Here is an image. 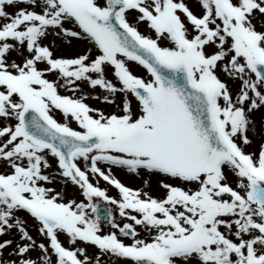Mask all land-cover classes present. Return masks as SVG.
<instances>
[{
    "label": "snow or ice",
    "instance_id": "1",
    "mask_svg": "<svg viewBox=\"0 0 264 264\" xmlns=\"http://www.w3.org/2000/svg\"><path fill=\"white\" fill-rule=\"evenodd\" d=\"M195 8L0 0V264H264V0Z\"/></svg>",
    "mask_w": 264,
    "mask_h": 264
},
{
    "label": "rangeland",
    "instance_id": "2",
    "mask_svg": "<svg viewBox=\"0 0 264 264\" xmlns=\"http://www.w3.org/2000/svg\"><path fill=\"white\" fill-rule=\"evenodd\" d=\"M185 2L193 9V11H196V8H195V0H185ZM19 6L20 7H23L24 5H19ZM6 11L9 12V13H11V12H14L15 9L13 7H6ZM2 22L3 21L0 20V23H2ZM141 30H143V28ZM52 39H53L52 37H49V40L48 41H45V43H49ZM56 43L59 44V41L57 40ZM56 54L57 55H60V54L70 55V52L67 51V50H64L63 52L57 51ZM133 71L136 72L137 74H143L142 71H140V70H139L140 72L138 71V68L136 66H133ZM85 90L86 91H91V90H88V89H85ZM96 91L99 92V89H97ZM86 103H88L90 106H93V107H102V108H104L105 111H110L111 110L109 108V106H107V105H101L97 101H94L92 99L87 100ZM257 116H259V113H257ZM57 118L58 119L60 118L59 113H57ZM255 146L256 145L254 143L253 144V147H255ZM114 173L116 175H118L120 178H122L123 180H125L126 182L128 181L129 183H131L133 186H139V184H136V183L130 181L129 179H127L125 177V175L123 174V172H121L120 170L114 169ZM141 175H143V178H146L147 177L143 173ZM139 177L142 178L141 176H139ZM157 179L158 178L157 177H154V176L153 177H148V180H149L150 184H152L151 189H152V191L155 192L153 195L160 196L161 195V191L157 187ZM72 188L75 190V192H68L67 191V193L69 195H75L76 194V189L74 187H72ZM59 189H60V186H58V189L57 190H59ZM33 235H35V232L34 231H33Z\"/></svg>",
    "mask_w": 264,
    "mask_h": 264
},
{
    "label": "bare ground",
    "instance_id": "3",
    "mask_svg": "<svg viewBox=\"0 0 264 264\" xmlns=\"http://www.w3.org/2000/svg\"><path fill=\"white\" fill-rule=\"evenodd\" d=\"M129 177H133L132 175H129Z\"/></svg>",
    "mask_w": 264,
    "mask_h": 264
}]
</instances>
